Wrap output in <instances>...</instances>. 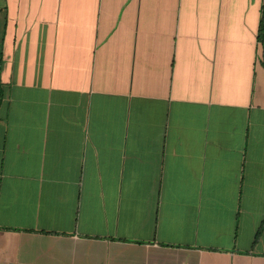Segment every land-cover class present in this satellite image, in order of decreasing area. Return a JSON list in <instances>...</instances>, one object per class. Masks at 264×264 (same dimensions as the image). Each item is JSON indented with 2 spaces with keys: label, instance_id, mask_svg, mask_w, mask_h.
Instances as JSON below:
<instances>
[{
  "label": "crops",
  "instance_id": "0c3cea01",
  "mask_svg": "<svg viewBox=\"0 0 264 264\" xmlns=\"http://www.w3.org/2000/svg\"><path fill=\"white\" fill-rule=\"evenodd\" d=\"M264 0H0V264H264Z\"/></svg>",
  "mask_w": 264,
  "mask_h": 264
},
{
  "label": "trees",
  "instance_id": "16d2710c",
  "mask_svg": "<svg viewBox=\"0 0 264 264\" xmlns=\"http://www.w3.org/2000/svg\"><path fill=\"white\" fill-rule=\"evenodd\" d=\"M257 41L261 48V54H262V66L264 68V6L261 14V19L258 25L257 30ZM0 103H1V93H0Z\"/></svg>",
  "mask_w": 264,
  "mask_h": 264
}]
</instances>
